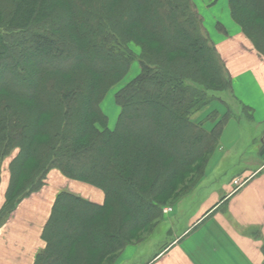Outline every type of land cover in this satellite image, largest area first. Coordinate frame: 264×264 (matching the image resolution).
I'll return each instance as SVG.
<instances>
[{
    "label": "trees",
    "instance_id": "obj_1",
    "mask_svg": "<svg viewBox=\"0 0 264 264\" xmlns=\"http://www.w3.org/2000/svg\"><path fill=\"white\" fill-rule=\"evenodd\" d=\"M228 3L264 56V0ZM198 9L193 0H0V165L16 152L0 226L51 175L68 182L34 264L113 261L158 230L169 199L201 185L224 127L247 109ZM136 62L140 74L115 92L112 128L102 101Z\"/></svg>",
    "mask_w": 264,
    "mask_h": 264
},
{
    "label": "crops",
    "instance_id": "obj_2",
    "mask_svg": "<svg viewBox=\"0 0 264 264\" xmlns=\"http://www.w3.org/2000/svg\"><path fill=\"white\" fill-rule=\"evenodd\" d=\"M194 2L196 5L202 4L206 9L212 7L210 2L213 6L224 7L222 0ZM225 2L228 4V0ZM229 15L230 10L229 13L227 10L224 16L228 18L226 27L229 36L226 38L217 31V36L213 33L217 40L214 43L232 78L233 98L247 109V127L264 132V56L249 42ZM225 127L216 155L221 151L228 155L240 148L242 124L231 119ZM263 145L264 137L261 148ZM261 156L264 162V154ZM2 173L5 176L0 188V208L7 187V172L4 170ZM49 179L45 187L52 192L42 189L21 204L22 215L30 214L32 210L44 214L41 221L43 225L33 233L32 238L23 220L17 219L14 213L8 221L5 220L6 223L3 222L4 227L0 230V264H34L37 254L44 249L46 243L42 239V232L56 191L68 186V182L62 181L57 174L51 175ZM219 185L202 198L197 206H189L182 201L175 208L174 215L169 216L166 212L167 219L161 229L164 226L165 233L168 231L170 235L159 240L157 238L153 242L156 250L151 254L136 246L132 252L126 250L120 259L124 260V264H262L264 163L256 169H244L230 182H220ZM180 212H190L191 215L185 219ZM144 252L148 256L143 255L142 258Z\"/></svg>",
    "mask_w": 264,
    "mask_h": 264
},
{
    "label": "rangeland",
    "instance_id": "obj_3",
    "mask_svg": "<svg viewBox=\"0 0 264 264\" xmlns=\"http://www.w3.org/2000/svg\"><path fill=\"white\" fill-rule=\"evenodd\" d=\"M193 1H195V0H193ZM218 2H219V0H218ZM224 2H225V0H222V5L224 7H222V6L216 7L215 5L213 6V3L210 2V6H212V7H210L209 9H206V8H204V6L202 4L197 3V5H198L197 7L199 8L198 12L200 13L201 16H203L202 17L203 24H204L205 28L208 29V32L211 35L210 37H211L213 43H214V40H215V42L217 41L215 38L217 36V31H218V33H222V36H224L226 38L229 36L228 28L226 27V23H227L226 19H228V18H226L224 16V14L226 13L227 10L229 13L230 7H229V3L227 4L225 2V4H224ZM229 16H230L231 20L238 27H240L235 22L232 15H229ZM215 24L216 25L220 24V26L224 29V32L216 30ZM214 25H215V27H213ZM242 32H243V30H242ZM213 33H216V36ZM246 38L249 40V42H251V40L247 36H246ZM214 45L216 46L215 43H214ZM131 47L134 49V52H136V54L140 53L139 48H137L135 46H131ZM139 74H140V66H139L138 62H136V63H134L132 70H131L130 74L128 75V77L121 83V86H117L115 89H113L111 92H109L105 96L104 100L102 101V105H101L102 110H103L104 114L109 119L110 127H112V128L115 127L117 120H118V117L120 115V108L116 105L115 99H114L115 92H117L119 89H121L125 84H127L131 80H134ZM219 96L221 97V99L225 100L227 103H230V104L232 103V97L228 96L227 92L223 93V96H221V94ZM213 106H214V109H217L218 112H220L222 115L227 113V108L223 104L215 103ZM247 113H248L247 110L243 109V107H242L241 113H240L241 116H239L237 114H235V116H231L232 120H235V121L242 124V139L239 143L240 148L239 149L237 148L234 152H232L228 155L226 153H223L222 151L220 153H218V155H216V153L219 150V146H220V143H219L218 148L216 149L214 154L208 160L206 167H204V171L207 174L206 177L203 179V181H202L201 185L198 187V189L194 193H192L190 196H188L187 198H184L182 200L183 202L189 204V206H192L195 204L197 206V204L201 202L202 198H204L211 190L216 189L220 186L219 185L220 182L221 183L230 182L233 179V177L239 175V173L241 171H243L244 169H256L259 165L264 163L262 160V156L260 154L261 143H262V139L264 137V132H262L261 130H257L254 128L247 127V125H246V122H248V121H246V118H248ZM225 128L226 127H224V129ZM223 132H222V134H223ZM221 137H222V135H221ZM220 142H221V139H220ZM15 153L13 154V156L15 155ZM12 157L7 158L0 165V169L2 172H4V170H5V172H7L6 168L9 165ZM214 157H215V159H214ZM214 162H216L215 165H214ZM215 172H216V174H215ZM196 173L197 172H195V174ZM2 174H3L2 176H5L4 173H2ZM6 178L8 180V177H6ZM190 178L192 179V176L188 177L187 180H190ZM195 179H196V177L193 176V179H192L193 181H190V182L191 183L194 182ZM238 185L240 186L239 183L237 184V186ZM52 188H53V185H52ZM44 189L51 190L50 188H46V187L43 188V190ZM51 192H52V190H51ZM24 201H22L18 205L17 209L14 211V214L17 217V219L23 220L22 222H23L24 226L26 227V229L28 230L29 236L32 238L33 233H36L37 230L40 229V227L43 225L41 221L44 219V214L42 212H40L38 214L36 210H32L30 212V214H23L22 215L21 211H22L23 207H21V204L25 203ZM171 201H172V198L168 200V202L171 204L167 208H165L164 215H166V212H168L169 216L172 214L174 215L175 210H176L175 208L177 207V205H179L182 202V201H180L178 204H174L175 200H173L172 202ZM190 212H187L185 214L180 212V214L182 213L181 215L185 216V219H186V217L189 218V215H191ZM10 217L8 219H10ZM8 219L6 221H8ZM164 219L166 220L167 217L164 216ZM6 221H4V223H6ZM157 224L158 225L161 224L160 226L157 225L159 227L158 230L152 231V233H149V234H148L149 231L148 232L146 231L145 234H142L143 237L145 236L143 243L138 245L139 249L141 247L140 250L146 249L147 254H151L153 251L156 250L154 248L153 242H155L157 238L159 240L163 236L165 237L166 235H170L167 233L168 231L165 233L166 229H164V226H163V229H161L162 223H157ZM3 227H4V224L0 227V230ZM144 244H146V245H144ZM134 247H136V246L130 245L127 247L126 250H129L130 252H132V251H134L133 250ZM147 249L150 252H148ZM146 252L142 253V255H141L142 258H143V255H144V257L148 256V255H145ZM123 253L120 254V256L118 258L116 257L115 260L111 261V259H112V257H111V258H109V261H104L103 263L104 264H124V260L120 259L121 256L123 255ZM128 256H130V254H128ZM127 264H129V263H127Z\"/></svg>",
    "mask_w": 264,
    "mask_h": 264
},
{
    "label": "built area",
    "instance_id": "obj_4",
    "mask_svg": "<svg viewBox=\"0 0 264 264\" xmlns=\"http://www.w3.org/2000/svg\"><path fill=\"white\" fill-rule=\"evenodd\" d=\"M239 182H236V184H238Z\"/></svg>",
    "mask_w": 264,
    "mask_h": 264
}]
</instances>
